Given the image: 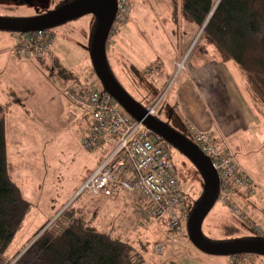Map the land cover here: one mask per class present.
<instances>
[{"label":"rangeland","instance_id":"1","mask_svg":"<svg viewBox=\"0 0 264 264\" xmlns=\"http://www.w3.org/2000/svg\"><path fill=\"white\" fill-rule=\"evenodd\" d=\"M73 1L75 0H0V18L36 17ZM126 21L127 23L118 29L116 36L110 34L108 37L106 48L111 43L116 44L112 54H107L112 75L141 105L147 107L156 102L155 116L192 142L186 131L178 127L177 122L174 121L173 93L184 82L188 64L197 65L204 59L208 61L215 58L213 47L204 42L202 33L200 34L201 29L190 23L171 19L170 0H131ZM94 26L95 19L88 15L49 29L54 35V55L60 59L61 66L65 70H70L76 76L80 73L77 76L81 78L80 80L86 77L85 68L86 71L91 68L88 73L93 72L88 48ZM18 34L0 32V51L7 54L3 60H7L9 54L12 56ZM124 38H130L134 49H122ZM133 50L145 66L138 62L140 65L139 68L136 67L138 70L129 69L126 64L124 66L127 67L122 69L121 55L124 56L125 53L131 57L134 55ZM125 57L127 59L126 55ZM49 58L50 61L46 64L44 72L52 84L50 74L53 68L59 66L56 64L58 60L56 61L53 55ZM38 62L37 59L31 60V63L40 67ZM174 62H177L175 66H173ZM1 64L0 70L4 67V63ZM147 64L150 66L146 67ZM227 64L228 74L225 82L231 79L239 94L236 109L226 116L231 122L228 130L232 132L228 140L234 145L240 157L246 158L245 163L248 167L264 172V108L255 105L234 63ZM41 67L43 68L42 65ZM57 74L59 75L58 70ZM12 75L13 72H10L9 79L13 78ZM15 76L24 79L28 74L26 70H22ZM90 77L96 80L94 76ZM1 80L3 84H0V87H9L8 93L15 91V88L10 87L11 81L6 75L2 76ZM52 85L50 88L53 89L49 88L47 106L41 117L37 112L35 119L34 111L25 109L24 105L23 111L17 108L10 111L12 125L19 122V119L14 117L20 112L24 113L23 116H28L29 113L34 118L32 122L28 118H22L25 122V133L32 144L36 136H42V139L36 143L39 146L38 156H34L36 152L32 151L35 161H31L32 158H29V161L34 168L38 166L37 178L43 183L44 190L41 197L32 198L33 209L6 252L0 255V264L13 263L17 259L16 256L18 257L28 246L34 234L47 221L48 224L52 223L67 208L77 214H84L88 224L97 231H111L113 236L128 242L141 253L144 264L169 262L264 264V257L207 255L191 244L187 237V221L192 211V202L201 194L203 184L196 168L175 149H171L170 155L174 160L180 188L185 195L186 218L182 220L176 233L169 232L168 238L164 233L167 231L164 224L140 219L137 214L140 202L135 203L137 201L128 198L125 193H120L116 198L111 199L94 196L87 191L73 195L77 183L89 174L94 159L97 164L99 163L101 154L97 152L90 154L80 142H77L79 137H82L79 133H82L81 130L85 132L87 124L82 121L68 123L71 119L67 114L68 109L74 106L61 96L60 85ZM184 92L188 94L186 88ZM223 93L226 94L225 84ZM11 99L10 95L3 97L0 94V102L3 104H9ZM182 124L185 129L192 126L187 123ZM254 195H251L249 200H254ZM130 199L133 200L134 205ZM231 202L237 214L230 212L222 203L215 202L202 224L203 236L216 244L228 243L252 235L253 238H263L264 226L254 219L252 210L240 205L237 200ZM187 212H189L188 216ZM182 215L184 217L185 211ZM157 243L164 245V250L160 253L153 251V245Z\"/></svg>","mask_w":264,"mask_h":264},{"label":"built area","instance_id":"2","mask_svg":"<svg viewBox=\"0 0 264 264\" xmlns=\"http://www.w3.org/2000/svg\"><path fill=\"white\" fill-rule=\"evenodd\" d=\"M127 10V0H116L110 31L112 36L127 22ZM53 43L54 35L50 30L20 33L13 53L21 59H38L53 52ZM60 93L90 119L88 133L81 141L82 147L90 153L101 154L99 165L79 193L87 191L103 197L125 193L140 202L137 208L140 219L164 224L166 238L169 232H176L180 228L185 197L173 158L159 145L158 137L153 141L152 132L104 92L98 80L90 86L88 82L73 79L60 85ZM156 104L154 102L146 107L152 116L155 115ZM187 133L192 143L210 160L218 176L217 201L237 214L232 208V194L242 190L247 195H253L254 181L237 164L234 153L223 139L192 126ZM163 250L164 245H153L155 253Z\"/></svg>","mask_w":264,"mask_h":264},{"label":"trees","instance_id":"3","mask_svg":"<svg viewBox=\"0 0 264 264\" xmlns=\"http://www.w3.org/2000/svg\"><path fill=\"white\" fill-rule=\"evenodd\" d=\"M170 6L174 20L198 29L204 26V42L214 48L224 63H234L253 102L264 108V0H170ZM58 72L61 76V70ZM5 115V109L0 106V255L11 245L32 209L9 176ZM159 142L171 154L173 148L160 139ZM200 196L192 202V208ZM183 211L180 226L186 218L185 206ZM252 236L239 239H252ZM16 258L9 264H144L141 253L128 242L113 236L111 231H97L84 214L68 208L52 223L44 224Z\"/></svg>","mask_w":264,"mask_h":264},{"label":"crops","instance_id":"4","mask_svg":"<svg viewBox=\"0 0 264 264\" xmlns=\"http://www.w3.org/2000/svg\"><path fill=\"white\" fill-rule=\"evenodd\" d=\"M115 47V43H111L110 45H108L106 48L107 54H112V51ZM121 47L122 49L125 48L127 50L131 48L134 49L130 38H124ZM126 52L128 53V51ZM120 53L123 54L122 52ZM132 53H134V55H132L131 57L130 55H127L125 53L124 56L121 55V58H123H120L122 69H125L127 66H129L127 68L138 70L136 69V67L139 68L140 66L138 62L142 63V61L136 56L135 50H133ZM213 53L215 57L214 59H210L208 61L204 59L197 65L188 64L184 82H182L178 89L173 93L172 104L174 105V121L177 122L176 125L178 127L183 129L184 126L182 123H187L192 125V127H194L198 131H210L216 138L224 139L228 143L230 149L234 153L237 164L247 174L250 175L256 185V190L254 193L255 195L253 194L256 198V202L255 198L252 201L249 200V197L251 195L245 194V192L242 190H236L234 194H232L231 199L232 201L237 200L240 205L242 204L245 206V208L251 209L254 219L264 226V172L256 171L251 166L248 167V165H246L245 163L246 158L242 159L238 151L234 148V145L228 140L232 132L228 130L231 122H229V117L226 116H229V114L236 109L237 102H239V94L237 93L231 79L225 82L228 74L226 68L228 64L224 63L219 58L215 50L213 51ZM13 54L12 56L9 54L7 60H3L5 59L7 54L3 51H0V60H2L0 62V65H2L1 63H4L3 69L0 70V84H3V82H1L2 76L6 75L7 79L11 81L10 87L15 88L14 92L8 93L7 90L9 87H0V94L3 97L6 95H10V97H12L9 104H3L0 102V106L5 109L6 113L5 133L8 172L12 182L19 188L23 199L29 202L32 205L33 209L34 205L31 202L32 198L41 197L43 194L42 192L44 190V186L43 183H41V181L37 178L38 166H36V168L31 166L32 163H30L29 158H32L31 161H35L33 157L38 156L39 146L36 145V143L38 142V140L42 139V136H36L33 141L34 143L32 144V142H30V138H28L25 133V122L22 118H28V120L30 119L32 122V119L37 118V112L41 117V113L47 106L50 85L55 84V86H59L63 82L68 81L70 77H72L73 79H78L79 77L77 76H79L80 73H78V75L76 76V74L71 72L70 70H65L64 67L61 66L62 62L60 61V59L56 58L53 52L51 55H53L56 61L58 60L57 63L59 68H53L52 73L50 74L52 80L51 84L50 80H48L46 76V72H44V68L52 57L38 60L40 62V67H37L36 65L31 63V60L21 59L14 56ZM125 55L127 56V59ZM124 64H126L127 66H124ZM142 64L143 66H145L144 63ZM176 64L177 62H174L173 66H175ZM41 65L43 66V68L41 67ZM148 66L150 65L147 64L146 67ZM159 66L160 65H158V67ZM90 69L86 71L87 69L85 68L84 72H86V75L92 74L88 73L90 72ZM22 70H26L28 77L25 76V78L23 79V77L21 78L15 76L16 73ZM57 70H61V76L57 74ZM10 72H13V78L11 79H9ZM56 79L59 81H56ZM224 84L226 88L225 95L223 93ZM193 87L195 90L193 89ZM185 88L188 90V94L184 92ZM68 103L70 102L68 101ZM23 105L25 106V109H32V112L34 111V118H32L29 113H27L28 116H23L24 113L21 114L20 112L14 117L16 119H19V122L16 125H12L10 123L12 119L10 111L13 110V108L21 109V111H23ZM71 106L73 105L71 104ZM67 114L70 115L71 118L70 121H68L69 124H74L77 121H82L83 123L87 124V126L85 125V132L81 130L82 127L80 126V130L82 133H79V135L82 137H79L77 142L81 143L82 139L88 133L90 127V119L88 117H85L82 112H80V110L75 106L74 108H69ZM44 145L45 144H43V146ZM32 151H35L36 155L33 156ZM99 163L97 164V161L94 159V163L90 167L89 174L81 179L79 183H77V187L73 195L79 193L80 189L97 168ZM244 163L245 166L243 165ZM120 193L122 192H119L113 197H100L111 199L116 198ZM131 202L133 203V200H131Z\"/></svg>","mask_w":264,"mask_h":264},{"label":"water","instance_id":"5","mask_svg":"<svg viewBox=\"0 0 264 264\" xmlns=\"http://www.w3.org/2000/svg\"><path fill=\"white\" fill-rule=\"evenodd\" d=\"M116 11L115 0H75L44 15L28 18H0V32L30 33L49 30L73 20L91 15L95 19L90 39L89 56L93 70L104 92L109 94L133 119L142 122L154 136L166 142L196 168L202 179L203 190L187 221V237L191 244L207 255L264 257V239H238L216 244L202 234V224L212 210L219 194V179L210 160L175 129L135 101L112 75L106 53V44ZM204 31V26L200 34Z\"/></svg>","mask_w":264,"mask_h":264},{"label":"bare ground","instance_id":"6","mask_svg":"<svg viewBox=\"0 0 264 264\" xmlns=\"http://www.w3.org/2000/svg\"><path fill=\"white\" fill-rule=\"evenodd\" d=\"M116 1V0H115ZM130 1L131 0H127V7H128V10H127V13H128V11H129V7H130ZM126 20H127V18H126ZM110 31H111V29H110ZM109 36H110V32H109ZM108 36V37H109ZM108 41V40H107ZM107 45V44H106ZM89 49H90V45H89V48H88V51H89ZM107 53V52H106ZM90 57V56H89ZM92 69H93V67H92ZM90 76H94L96 79H97V77H96V74H95V72H94V70H93V72H92V74L91 75H86V77L84 78V79H82L81 81H85V82H88L89 84H90V86H92V85H94V82H95V80H93ZM94 78V79H95ZM78 79H81V78H78ZM68 80H73V78L72 79H68ZM148 106V105H147ZM146 108V107H145ZM155 116V115H154ZM197 148H198V146H196Z\"/></svg>","mask_w":264,"mask_h":264}]
</instances>
